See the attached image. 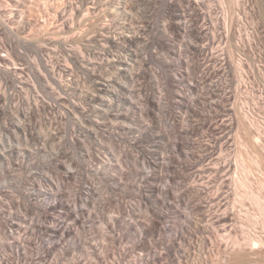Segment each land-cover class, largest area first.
I'll return each mask as SVG.
<instances>
[{
    "label": "bare ground",
    "instance_id": "obj_1",
    "mask_svg": "<svg viewBox=\"0 0 264 264\" xmlns=\"http://www.w3.org/2000/svg\"><path fill=\"white\" fill-rule=\"evenodd\" d=\"M14 1L16 5L19 6V0ZM53 1L55 7L60 9L56 19L59 20V24L62 21L61 25L59 26L61 33L65 32L66 34V32H68V34H73L76 32V35L73 34L76 37L72 40L74 44L70 48H68L69 46L67 48L66 46L64 47L63 44L62 47L65 48L64 50L62 49L63 52L61 51L63 54L58 52V49L53 50L52 48L45 46V44L42 46L44 47L42 48L43 50H40V56L38 57L39 60H37L36 63H34L35 61H31L33 64V66L31 65L32 67L27 64L30 62H26V56H24L22 52L16 50L18 53V59H15V61L12 56L13 54L6 55L7 51L3 53V48L0 49V77L2 78L0 81L3 82V84H0V115L2 113H6V111H11L9 113H15L18 118V122L16 121V123L13 125L15 131L20 132V134L26 138L34 139V128L31 125V122L37 113H39L40 107L42 106L43 108H49L52 110H55L56 107H59L60 109L55 112L56 115H53L50 121V129L53 131V135L57 136L62 132V128L60 127V124L62 123L61 121H63L65 118H68L69 121H71L73 128L71 129L72 132L69 136V144H71V147L76 152L77 156L79 153L81 154L82 164L79 163L80 160L78 161L77 159H72V165L70 164V168H67L68 165L66 166L63 160V158H65V151L61 152L58 150V155L56 154V159H54L56 167H58L57 169L60 168V170L64 171L62 173V180L64 181L63 183L73 182L75 184V188L73 189L72 193L69 194L68 192H65L63 183L60 182V184H55L53 181L47 179V181H49L51 184L49 188L45 187L43 184H37L34 191L24 193V199H28L31 203V206H25L27 208L24 209L27 212H24V215H16L12 212L14 210H7L6 212L3 210L1 211L0 209V211L3 212L2 217L3 214L6 213V215L11 218L9 219L10 225L8 224L9 227L7 226L8 231L6 232L1 229L2 233H4V237L6 234V237L8 238H5L6 241L3 240L6 242L5 244H3V242L1 243L5 246V249L8 250L7 252L10 254L0 256V264H61L59 261L64 260L68 255H72L75 259L76 252L81 249L84 250V248V251L89 253V257H92H90L92 261L93 259H96L99 262H104L106 257H109L106 243H95L94 241L92 242L90 240L83 241V239L85 240L83 235L86 234L89 229L94 230L98 223H102L106 226V233L104 236L114 240L113 242H119L121 239V233H124V231H135V233L138 234V242L136 246H140L146 253L141 254L140 252L138 256L136 255L134 261L131 262L133 264H162L165 261V256H168L166 258L170 259L172 264H188V257L186 258V255H182L183 253L186 254V250L184 249L185 245L183 248V242L188 239L186 233L191 229H195L194 231L196 234L202 232L203 235H205L204 241H202L204 245H206V243L211 240L212 237L216 239V242L220 245L219 247L223 249L224 254L226 255L225 256L222 254L225 257L219 260L221 261L220 264H244L248 261L247 258H249L251 253L255 252L256 249H258V251L260 249L263 250L264 239L262 237H257L256 235L251 234V232H244L243 229V241L240 240L238 236L233 235L235 232L237 233V225L241 220L240 215H243V213H245L243 215L245 217H242V221L244 220L247 221V223L249 222V224L253 223L256 225L260 223L263 225L264 229V180L256 179L255 181L254 179V181H252L250 177L254 170L253 166L247 164L240 156L239 157L241 161H238L237 159L235 160V158L232 156V152H230V145L233 143H231L232 133L236 128V122L239 123L238 126L243 129H252V125L246 118V114H235L237 121L233 117V109L231 108L232 96L230 95L231 91H229V79L232 71L237 72V79L240 84L242 83L243 85L245 83V81H243L244 70L241 60L239 59V63H237L233 56H231L233 55L232 52H234V50H240L239 48L243 44L241 39V36L243 35L242 32H244L246 28L243 21L244 19L241 17H238L239 19L237 21V27L234 25L235 22H233V20L236 18V12L240 10L239 8L241 3L239 1L241 0H228L229 2L227 3H229L232 12H227V10L223 7L221 11H218L221 8L220 5L225 4L224 0H196L198 2L195 3L193 2L195 0L165 1L164 5H166V9L169 11L168 14L171 15H168V17L170 16L169 18H171V20L168 22V24H164L165 26H168L166 28L164 27V32L161 28V32H156L155 27L153 28V26H151L152 24H150L153 22L152 20L145 21V19L152 17L151 13L147 14L149 16L143 15L145 17V19H143L144 21L139 19L140 22H146V24L140 23L142 24L140 26L136 24L137 22L139 23L136 18L138 15V13L136 15L137 8H140L141 5L139 4L140 6L138 5L139 7H137L135 0ZM150 1L151 0H146L145 2H147L148 5H152L154 0L152 1V4H149ZM59 2L61 3L57 4ZM145 2L142 3L141 0L140 3L144 4ZM156 4L158 6V3ZM151 7L153 8V5ZM201 7H204L205 10H208L207 12L203 9V11L207 12V17L209 16L208 18H210L213 22L211 23L213 25H211V29L207 28L206 26L203 28L198 24V21H200L201 18H204L205 15L204 12H201ZM141 9L143 10V7H141ZM144 9L147 10L148 7L147 9ZM149 9L148 11H150ZM244 10L245 8L243 11ZM144 13L146 14V11ZM215 13L217 16L214 17ZM139 15H141V12ZM230 15H233L235 18ZM238 15L240 16V14ZM205 19L206 17L203 21H205ZM3 22L4 21L0 23V35L2 32L4 33V31L7 30ZM28 29V25L25 24L20 30L23 33H26ZM156 29H158L157 26ZM168 30H171V33L176 32L180 36L181 34H184L185 37L188 35L194 38L192 39L193 42L190 41L191 37L190 39L189 37L185 38L191 42L190 43L188 41L189 44L188 46H185V49H189V52L193 51L194 53H198V55L199 53H202V56H206V62L204 63H207L208 65L206 66L207 68L205 67V69H203L208 71L202 72L203 74L200 76L201 78H199V81H197L198 79L196 80L191 78L192 75L193 77L197 78L195 74L198 73L197 69L200 67H198L199 64L192 63L195 60H188L191 58L186 57L187 53H185L186 56L182 57V55H184V49L182 51L178 50L177 48L175 49V46L172 44L173 41L171 44L174 46V49H169L171 47L170 41L175 38L172 39L173 36H169L170 33L168 35ZM207 30H209V32H206ZM234 33H236V35L237 33L242 35L237 42L234 41L236 44L232 43L235 45H232V48L236 47V49L232 51L230 47L231 45H228L233 41L232 39L234 38ZM209 35H211V38H214L213 42L211 43L212 45H214V40L215 44L217 41H220L219 43L222 45L225 40L228 39V45H226L227 47L225 51L229 47L230 49L228 51H232L228 52L230 57L225 56L226 54L223 52L222 55L224 56L222 59H220L222 55L215 58L212 51V56L217 60H221H219L221 66L219 67L220 64H217V66L214 68V71L212 70L213 73L210 72V69H212V64H210V62L213 61L209 59L211 52L209 54H205L207 53V49L204 48L205 45L201 46L198 43L199 41L204 42L203 40ZM236 37L237 36L234 38L235 40H237ZM81 40H84V43L82 42L83 46L80 45ZM209 41L208 43H210ZM154 45L161 48V50L159 49L160 51H162V49L168 48L170 50L169 54L173 56V59H171L172 62L171 60H167L169 59V56L168 58L164 57L165 59L163 61V57L160 56L159 53L157 55V50L155 51V49H153ZM1 46L2 45H0V48ZM210 47L212 46L210 45ZM180 48L182 49V47ZM221 49L224 51L223 48ZM115 50L119 53L117 52L118 54H115ZM53 53L54 55L56 54V56H53ZM169 54L167 53V55ZM154 57L159 58V60L162 57V67H174L175 69V66H178V71H176L177 75L173 77L169 76L168 81L170 80L171 85L174 86V88H177V85L179 87V85L184 84L186 88H189L191 95L192 93L197 94L198 92L200 94L201 90H203L201 89V85L206 83L208 84V82L212 80L211 78L213 77V84L211 81L209 84H212L213 87L211 86L210 88H214V90L212 93L209 91L211 97H205V99H209L205 100L201 94L193 97L194 95L191 96L188 94H182V91H180L181 94L179 92L177 93L176 90V93L174 90H172L173 93L170 92L172 93L170 96L171 98L169 97L170 102L173 105L177 104V106L181 109H184L186 113L189 111L193 112L194 114L191 113V115H194L195 118H193L194 120L189 117L183 118L178 114L172 116L174 120L173 124H175L176 130L179 134V140L173 141L175 143L171 147V156L168 158L160 156L157 151H151L150 149L148 150L141 146L143 139L146 138L148 142L152 143L156 147L161 148L163 146L162 144L167 142V136L161 131H154V125L152 126L148 123H145L146 121H143L144 124L139 125L140 127L138 128L137 122L140 123L141 121H139L140 118L137 119L138 116L136 118L134 114L139 111L140 113L142 112L141 115L144 114L153 116V118L159 121L160 115L163 113V111H165L163 104L155 99L157 98L155 97L157 94H155L156 91H154V88L152 89L150 85L149 87L152 90H149L150 88H148L146 84L147 81H141L142 79L144 80L148 78V74L150 72L155 75L153 73L154 71L152 72L151 67H148L150 60L155 59ZM193 58L195 59V57ZM17 61H25V64L31 67V76H28L26 73V70L29 67L27 66L28 68H26L22 65V63L20 64ZM203 65H201V67ZM113 69L116 70V75H107ZM147 69L151 70L148 74L146 71ZM170 71L172 70L170 69ZM195 71L197 73H195ZM82 72L84 73L81 75L84 76V82L80 79L82 77H79L78 75L79 73L82 74ZM169 74L171 75V73ZM213 74L217 78V81H214L215 79ZM245 74L246 73H244V75ZM123 79L125 80L123 81ZM138 80L141 82L140 85L138 84ZM128 82L129 84L131 82H133L131 84L136 82V86H140V89H137L139 90L140 95L143 96V99L140 98L139 101L137 100L134 102V100H136L134 96L138 94L136 92L134 96L131 95V97L129 96L130 98L128 96L126 97V95L133 93V91L129 89L131 87L127 88L126 86V84L128 85ZM151 83L152 82H150V84ZM3 88L6 90L4 91ZM38 88H40V91ZM203 88L205 90L206 85ZM7 90L10 92L8 93ZM44 95L45 99H48L47 101L42 98ZM16 100H18V103H21V105H16ZM14 101H16V104L14 103L16 106L13 105ZM41 103L43 104L41 105ZM199 105L204 106L203 109H210V111L213 112V114L215 113V115L212 116L213 114H210L208 118H202V113L200 114V112L197 110ZM13 113L11 115H13ZM125 132H128L131 135L134 134L130 141L127 139L124 141L123 136H121ZM20 134H18V136ZM143 134L145 136H143ZM196 136H201L207 140V142L202 145L207 154L197 156V152L192 151L194 148L198 150L194 142H191L192 137L195 138ZM104 139H108L110 142H112L111 145L113 146V150L115 148L114 146L118 148L119 151L116 150L118 151L117 154H119L117 155V158L116 154L114 155V153H104V149L111 148L110 145V147H104ZM19 141L17 143H19ZM27 145L29 146V144ZM59 149L61 150V148ZM109 149L107 152L110 151ZM135 150H137L136 152H138V154L136 153L137 155H135L136 157L134 158V153L132 156L131 152H135ZM14 153L16 152L13 151V149L7 151V154L10 155H13ZM4 156L5 155H2L1 152L0 158H3ZM74 157L76 158V156ZM124 157H133L134 159L132 158L131 161L130 158L128 161V159L126 160ZM133 163L137 165L141 164L142 169L137 171L136 168V172L135 165ZM172 163L173 165H176L173 166ZM205 163H208L207 166L204 165L201 167V169L198 168V174L200 175V180L198 182L200 183L201 181V183L199 185H193L195 186L193 187L195 194L192 195L188 190H181L182 188H180L181 191L178 190L180 191L178 194L175 193L177 192V188L175 186L180 184L177 181H180L182 173L180 172L181 170L179 168L182 167V165L196 167ZM254 165L258 167L260 164L259 162L255 161ZM133 168L136 172L134 180L135 182L132 185H127V183L125 184L123 180L126 176H128L129 173H131L129 174L131 176L134 175L133 171H130ZM234 170L238 171L239 174ZM233 171L239 175L237 177L234 176L236 179L230 177L232 174L229 176V174ZM222 172H225V176L227 174L229 178L224 177L225 179L221 180L219 183V180L216 178L218 177L217 175L221 174ZM205 174H208V176H204ZM92 175L102 177L103 181L106 183V186L109 188H107L108 192L109 190L112 191L123 188L125 189V192L129 193V195L139 198L141 200V204L146 205L145 207L150 209V212L145 211L146 213H149L148 216L145 218L143 216V220L137 219V216H135L136 214L134 213L136 211H133L136 209H132L130 205H125V207L121 206L120 201H118L119 199H116L115 201L112 197H108V195L107 197H104L105 194L100 192L101 190H99V186L97 188L93 184L94 182L92 183L89 180L91 178L90 176ZM57 179L59 180V178ZM165 180L168 182H166L165 187H162L161 183H163ZM129 188H132L131 191ZM212 188H217V190H214L216 192L210 194ZM224 189L228 190H225L224 192ZM117 194H119V192ZM99 200L101 202H99ZM246 200L251 201L249 202L251 206L253 204L257 206V211L260 213L261 217L253 218L250 210L247 211V208L246 210L244 209L246 206ZM34 201L35 203H33ZM98 202L99 205H104V203L105 205L116 203L119 206L120 204L122 210H120V212L114 216H107L109 213H106L107 215H105V213L99 211L100 209L98 211L95 210L94 212L93 209L96 205L98 206ZM239 205L241 209L238 210L237 208H239ZM33 207L38 210L37 213L39 212V217L37 216V219H34V217L30 218L27 214L30 213L29 210H31ZM2 208L8 209L9 207L2 206ZM184 208L187 209L188 212L184 211ZM198 208H207L206 212L200 215V219H196L193 216V213ZM6 215H4V217H6ZM169 219H172L174 222L169 224ZM6 220L4 219L5 222H7ZM0 226H4V224L2 225L1 223ZM4 227L7 229L6 226ZM223 231L224 234H221ZM168 232H171V234L173 233L174 235L173 237L171 236V239L169 238V241L167 240L168 242H163L164 239L162 235ZM190 235L194 236L193 234ZM149 237H151L153 240H158L154 245H164L165 253L164 251H159L157 247L152 244L153 241L152 243L150 240V242L147 241V238ZM226 240L229 242H225ZM3 245L0 246L4 247ZM59 248L62 250V252L58 256V260L54 261L52 256L56 249L58 250ZM34 249L38 250L36 251L37 253H35ZM126 250H122L121 257H119L118 260H116L117 258L115 257V262L117 264L124 259L123 257H126ZM90 258H88V260H90ZM76 259L73 261V264H82L81 260L78 258ZM11 261L15 263H11ZM88 262L90 264L91 260ZM88 262H86V264H88Z\"/></svg>",
    "mask_w": 264,
    "mask_h": 264
},
{
    "label": "rangeland",
    "instance_id": "obj_2",
    "mask_svg": "<svg viewBox=\"0 0 264 264\" xmlns=\"http://www.w3.org/2000/svg\"><path fill=\"white\" fill-rule=\"evenodd\" d=\"M139 1L141 2V0H135V3H136V6L137 7H139L141 5L140 8H137V12H136V15L138 13V15H137L136 18L139 21V23L138 22L136 23L137 25L140 26L142 24H146V22L145 23L144 22H140L139 19H141V21H142L143 19H145V17L143 15H147L148 13H151L152 15L151 14L150 15L152 17L151 18L149 17V19L148 18L145 19V21L146 20H152L153 22H151V21H148V22H151L150 24H152L151 26H153V28L155 27L156 32H159V31L161 32V29L163 31L164 27L165 28L168 27V26H165V25L168 24V22L171 20V18H169L171 15L168 14L169 11H168V9H166L167 7L164 4H165V1L168 2L170 0H160V1H155L154 0L155 3H154L153 0H151L149 4H152V1H153V4H152L153 5V8L151 7L152 5H148L147 2H145L146 0H142V3L145 2L144 4H147V5L141 4ZM161 1H163L164 3L161 2ZM224 1H225L224 3L226 5L225 4L220 5L221 8L218 11H221L222 10V7H223V8H225L227 10V12H229V11L232 12L231 11V8L229 6V3H227L229 1L228 0H224ZM19 2H20L18 4L19 6H17L14 0H0V21H1L0 23H2V21H4L3 24L5 25V27L7 29L6 31H4V33L3 32L1 33L2 36L0 35L1 36L0 37V45H2L0 49H2V48L4 49V50L2 49L3 53H5L7 51L6 52V55L7 54L12 55L13 54L12 55L13 56V59L14 60L15 59L17 60L18 59V57H17L18 56L17 55L18 54L17 51L22 52V54L24 56H26L25 57L26 58L25 60H27L26 62H30V63H27V64H29V66H31V65L33 66V64L31 63V61L32 62L35 61L34 63H36V61L39 60L38 57L40 56V52H41L40 50H43L42 48H44V47H42V46H44L45 44H46L45 46H48L49 48H52L53 50H57L58 49L57 51L60 52L61 54H63L62 52L65 49V48L62 47L63 44H64V47L66 46V48L68 46H69L68 48H70L74 44V42L72 40H73V38H76L73 35V34L76 35V32L73 33V34H71V33L68 34V32H66V34H65V32L64 33H61V31H60L59 26L61 25V22L62 21L59 24V20L56 19V16H58V14L60 12V9H58V8L55 7V5L53 3L54 2L53 0H19ZM193 2L195 3V2H198V1L195 0ZM239 2L241 3L240 4V8H239L240 10H238L239 12L238 11L236 12V14H235V17L236 18L233 15H230V16H233L235 18L233 20V22H235L234 25L236 27L238 25V22H237L238 19H239L238 17H241V18L244 19L243 21H244L245 26H246V28H245L246 31L244 30V32H242L243 35L242 34H238V33L236 35V33H234L233 36H234V38H235V36H237L236 37L237 40H235L233 38L232 39L233 41L231 43H229V45L227 43V41H228L227 38H226L227 40H225V42L222 45H221V43H219L220 41L219 42L217 41L216 44H215V40H214V43H213L214 45H212L211 43L213 42V39L214 38L213 37L211 38V35H209L206 39H204L203 40L204 42H202V41L200 42L199 41L198 43L201 46L205 45L204 48L207 49V51H206L207 53H205V54H209L211 52L210 53L211 56H210L209 59L210 60H213V61L215 60L214 62L213 61L210 62V64H212V67H211L212 69H210V72L213 73L214 68L217 66V64L218 65L220 64L219 60L222 59V57L224 56V55H222V53L224 52V54H226L225 56L230 57V55H229L228 52H230L231 50L230 51H228V50L230 49V47H231L232 51L234 49H236V47H233L232 48V45L236 44V42L240 39V36L242 35L241 36V39L243 41V44H242V46H240V48H239L240 50L236 49V50H234V52L231 51L232 54H233L231 56H233L234 60L237 61V63H239V59L241 60L242 65H243V70H244L243 71V81H245V83L243 85H242V83L240 84L238 82V79H237L238 78L237 77L238 76L237 75V72L232 71V74H231L232 77L230 76V79H229V85H230L229 86V91H231L230 95L232 96V103H231L232 106H231V108L233 109V115H234L233 117L237 121L236 115H239L241 113L246 114V118L248 119L249 123H251L252 129H250V130L249 129H243L240 126H238L239 123L236 122V128H235V130L232 133L231 143L232 142L233 143L232 144L230 143L231 144L230 145V152H232V156L235 158V160L237 159L238 161L239 160L241 161V159H240V157H241V158H243L245 160V162L247 164H250V165L253 166L254 170H253V173H252V175H251L250 178H251L252 181H254V179L256 181V179L257 180H264V0H241ZM60 3L61 2H59L57 4H60ZM156 3H158V6H157ZM143 5L146 6V7H144ZM141 7H143V10L141 9ZM147 7H148V9L151 7L149 9L151 12L148 11ZM144 8H146L147 10H145ZM201 8H202L201 12H204L205 13L204 18L206 17L207 20L205 19V21H203L204 18H201V20L198 21V24H199V26H202L203 28H205V26H206L207 28H210L211 29V27L213 26L211 23H213V22L211 21L210 18H208L209 16L207 17V15H206V13L208 12V10L207 9L205 10L204 7H201ZM244 8H245V10L243 11ZM203 9L205 11H207V12L203 11ZM144 10L146 11V14L144 13L145 12ZM140 12H141V15H139ZM238 14H240V16ZM168 15H170V16L168 17ZM147 16H149V15H147ZM215 16H217L216 13L214 14V17ZM1 17H2V19H1ZM140 23H142V24H140ZM25 24L28 25L29 29H28V31L26 33H23L20 29ZM200 24H202V25H200ZM156 26H157L158 29H160V28L161 29L160 30L156 29ZM208 26H210V27H208ZM236 27H235V29H236ZM170 31L171 30H168V32H167L168 35L170 33L169 36H173L172 39L175 38V39H173V40L170 41V44L173 41L172 44L175 46V49L177 48L178 50H181V51L184 49V51H183V54L184 55H182V57H184V56L187 55L186 56L187 58H191V59H188V60H191V61L195 60L196 62L194 61L192 63L199 64L198 67L199 66L201 67V65L205 64L204 63V62H206V60H205L206 59V56L205 55L202 56V53H199V55H198V53H194L193 51H190L189 52V49H185V46L186 45L188 46V44H189L190 41L193 42L192 39H194V38H192L191 36H188L187 35L186 37H189V39L191 37V40L189 41L188 39H185L186 37H185L184 34H181V36H180L178 33L173 32V31H172L173 33H171ZM206 32H209V30H207ZM17 33H19V34H17ZM175 33H176V35L174 36ZM62 34L63 35L65 34V35L63 36ZM33 39H35V40H33ZM170 39H171V37H170ZM184 39H185V42H184ZM186 40H187V43H186ZM205 41L207 42V44H206ZM208 41L210 43H208ZM234 41H236V42L234 43ZM82 42L84 43V40L83 41L82 40L80 41V43H81L80 45L81 46H83L82 45L83 44ZM176 43H177V45H176ZM232 43H234V44H232ZM172 44H171V47L172 48L170 47L169 49H174V46ZM178 44H179V46H178ZM210 45L212 47H210ZM226 45H228V46L231 45V46L229 48H227V50L225 51V49L227 47ZM245 46H246V48H245ZM21 47H23V48H21ZM155 47L156 46L154 45V48L153 49H155V51L156 50L157 51H160L161 50V48L156 47L157 48L156 49ZM180 47H182V49ZM18 48L21 49V50H19ZM186 48H188V47H186ZM221 48H223L224 51ZM167 49H162V51H160V52H157L156 51V54L157 55L159 53V55L163 57V61L165 59L164 57H167L168 58V56H169V59H167V60L173 59V56L171 54H169L170 53L169 52L170 50L169 49L167 50ZM8 50H9V52H8ZM185 50L186 51L188 50V51L186 52ZM11 51H12V53H11ZM212 51H213L214 54L212 53ZM114 52H115V54H118L119 53L116 50ZM191 52H192V55H191ZM225 52H227V53H225ZM167 53L169 55H167ZM185 53H187V54L185 55ZM215 53H216V55H215ZM212 54H213V56H215V58L220 57L221 55L222 56H221L220 59L217 60V59H215L212 56ZM3 55H5V54H3ZM194 55H196V56L198 55V56L196 57ZM53 56H56V54L54 55V53H53ZM162 57L160 58V60H159V58H155L154 57L155 59H151L150 62H149V66L148 67H151L152 72L154 71L153 73L155 75H153L150 72L151 71L150 69H147L146 70L147 71V74L150 72L149 73L150 75L148 74L149 77L147 76L148 78H146L144 80L143 79L142 80L139 79V80H141L142 82L145 81V80L147 82L149 81L148 83L145 81L146 84H147V86H148V88H150L149 87L150 85H151V88L152 89L154 88V91H156L155 94H157V95H155V97H157L155 99H157V101H159V102H161V104H163V108H164L165 111H163V113L161 114L162 116L160 115L161 118L159 117V121L157 119L153 118V116H148V115H144V114H142L143 115L142 116L141 115L142 112L140 113L139 111H137V113H134V112L133 113L135 114V117L136 118L138 116L137 119L140 118L139 121H141L140 122L141 124L139 122H137L138 128L140 127L139 125H143L144 122L146 121L145 123H148V124H150L152 126L153 125L154 126H157L158 125L159 127L158 126L157 127H154L153 126V128H154L153 130L154 131H157V132H160L161 131V132L165 133L166 136H167L166 137V139H167L166 141L167 142L166 143L164 142L165 146H164V144H162L164 147L162 145H160V146H162L161 148L156 147L152 143L148 142V140H146V138L143 139V143H142L141 146L144 147L145 149H148V150L150 149L151 151L152 150L157 151V153H159L160 156L168 158L169 156H171V152H172V148L171 147L175 143L173 141H178L179 140L178 139L179 138V134H178V132L176 130L175 124H173L174 123V120H173L172 116L178 114V115L182 116L183 118L189 117L192 120H194L193 118H195V116L194 115L193 116L191 115V113L194 114L193 112H190L189 111V112L186 113V111L184 109L179 108L177 106V104L173 105L170 102V98H171L170 96L173 93L172 90H174V92L176 90L177 93L178 92L180 93V91H182L181 92L182 94H188V95H191L190 94L191 92H190L189 88L188 87L186 88V86L184 84L179 85V87L177 85V88H174V86L171 85L170 80L168 81L169 76H172L173 77V76H176L177 75V72L176 71H178L177 70V67L178 66H175L176 67L175 68L176 70L174 69V67H171V68H166L165 66L162 67V65H163ZM193 57H195V59ZM28 60H30V61H28ZM17 62H19L20 64L22 63V65L24 67H26V68L29 67L27 64H25L26 63L25 61H22V62L21 61H17ZM171 62H172V60H171ZM150 65H152V66H150ZM207 65L208 64L206 63L201 68L199 67L197 69L198 70V73L196 72L197 70L195 71V73H197V74H195L197 78L193 77L192 74H191L192 75L191 78L192 79H196V80L198 79L197 81H199L200 80L199 78H201L200 76H202V74H203L202 72L203 71H208V70H204ZM220 66H221V64L219 65V67ZM31 67H29L26 70V73L28 74V76L29 75L31 76V74H30V68ZM170 69L172 71H170ZM182 70H183V68H182ZM155 71H156V73H155ZM167 71H168V74L171 73V75L170 74L168 75L167 74ZM110 72H111V74H110ZM110 72H109V74H107V73L106 74L107 75H114V74L116 75V70L115 69L111 70ZM244 73H246V74L244 75ZM83 74L84 73L82 72V74L79 73L78 75H79V77H82L80 79L84 82L85 81V79L83 80L84 76H81ZM213 76H214V79H215L214 81H217V78L215 77L214 74H213ZM154 77L157 78V79H155ZM211 79L212 80H210V81L213 84V77ZM0 80H2L1 77H0ZM124 80L125 79H123V81ZM139 80H138V84L140 85L141 82ZM210 81L208 82V84L206 83V84H202L201 85L202 86L201 89H203V90H201V93L200 94H201V96H203L204 99H205V97H208V96L211 97L210 96L211 95L210 92L212 93L213 90H214V88L213 89L210 88L212 86V84L211 85L209 84ZM136 82H134V84H131L133 82H131L130 84L128 82V85L129 86L126 84L127 88L131 87L129 89L133 91L132 94H128V95H126V97L127 96L128 97L129 96L131 97V95L134 96V94L138 93V94H136V96H134L136 98V100H134V102L137 101V100L139 101L140 98L143 99L142 98L143 96L140 95V92L138 90V89H140L139 88L140 86L138 85V87H137L136 86L137 85ZM150 82H152V83L150 84ZM1 83L3 84V82L0 81V84ZM169 83H170V85H169ZM158 85H161V86H158ZM205 85H206V88L204 90L203 87ZM132 86H134V87H132ZM207 86H208V89H210V90L207 89ZM4 88H3V90L5 91L6 89H4ZM134 88H135V91H134ZM151 88L149 90H152ZM178 89H179V91H178ZM38 90L40 91V88H38ZM7 92L9 93L10 91L7 90ZM170 92H172V93H170ZM207 92H208V94H207ZM40 94H42V93H40ZM198 94H199V92L197 94L196 93H192L191 96L194 95L193 97H196V96H198ZM202 94H204V95H202ZM42 98L45 99V95ZM206 99H209V98H206ZM45 100L47 101L48 99H45ZM16 101L13 102V105L14 106H16L18 104L21 105V103H18L19 102L18 100H16ZM48 102H50V101H48ZM164 103H165V106H164ZM42 104L43 103H41V105ZM199 106H198L197 110H198V112H200V114L202 113L201 114L202 115V118H204V119L205 118H208V116H210V114H213V112H211L210 109H208V108L203 109L204 106H202V105L200 107ZM59 109H60L59 107H56L55 110H52V109H49V108H43L42 106L40 107V110H39V113L40 114L37 113V115L34 117L35 119L33 118L32 122H31V125L33 126V128L35 130V131L33 130V132L35 134L34 139L33 138L32 139L26 138L25 136H23L22 134H20V132H18V131L16 132L15 131L13 125L16 123V121L18 122V120H17L18 118H17V115H15V113L12 112L13 115H11L12 113H9L11 111H8V112L6 111V113H2L4 115H2V114L0 115V128H1L0 129V150H1L0 153L2 152V155H5L3 158L2 157L0 158V203H1L0 204V207L1 208L0 209H1V211L3 210V211H6L7 212V210L8 211L9 210L10 211L11 210H14L12 212L14 214H16V215H18V214L24 215V212L25 213L27 212L24 209V208H27L25 206H27V205L31 206L30 201L28 199H24V197H23L24 196V193L34 191V189H36V185L37 184H43L45 187L49 188V186H51V184L49 183V181H47V179L50 180V181H53L55 184H60V182L61 183L64 182L62 180V173L64 171L63 170H60V168L57 169L58 167H56V163H55V160H54V159H56V156L58 155V150L61 151V152L62 151H65V153L64 152L63 153L65 154V158L66 159L63 158V160H64L65 165L66 166L68 165L67 168H70L69 165L73 162L74 159H77L78 161L80 160L79 163L82 164L81 154L79 153V155L77 156L76 152L71 147V144H69L70 143V137L69 136H70V134L72 132L71 129L73 128V126L71 125L72 124L71 121H69L68 118H65L63 121H61L62 123L60 124V127L62 128L61 129L62 132H61V134H59L60 137H59V135L54 136L53 135V131L50 129V121H51L53 115H56L55 112H57ZM214 115H215V113L212 116H214ZM198 118H196V119H198ZM199 119H201V118H199ZM216 120H218V119H216ZM7 125H8V127H7ZM62 125H63V127H62ZM13 130H14V132H13ZM235 131H236V133H235ZM18 134H20L19 135L20 137L18 136ZM61 135H62V137H61ZM65 135H67V136H65ZM133 135L134 134L131 135L130 133H128V132L126 133L125 132L121 136H123L124 141L126 139L130 141V139L133 137ZM143 136H145V135L143 134ZM17 137H19V138H17ZM58 137H59V139H58ZM198 137L197 136L195 138L192 137V139L193 138L194 139L193 140L191 139V142H194L195 146L198 148V150H196V148H194V150L192 149V151L197 152V154H196L197 156L205 155V154H207V152L205 151V149H203L204 147L202 145L204 143H206L207 140L205 138L201 137V136H198ZM200 137H201V139H200ZM19 140H21L22 142L19 141ZM18 141H19V143L21 142L20 143L21 145L19 143H17ZM108 141H109L108 139H104V142H105L104 143L105 144L104 147L106 148V146L107 147H110L111 146V148H112L113 147L111 145L112 142H110V141L108 142ZM27 144H29V146ZM199 144H200V146H199ZM114 147H115L114 150H113V148L112 149L111 148L110 149L109 148L104 149L106 151V152L104 151V153L105 154L106 153H109V152H111L112 154L114 153V155L116 154V158H117V155H119V154H117L119 150H118V148H116V146H114ZM59 148H61V150ZM10 149H13V151H15L16 153H14L13 155L7 154V151L10 150ZM108 149L110 151L107 152ZM116 150H118V151H116ZM136 151L137 150H135V152H133V151L131 152V155L132 156H133V153H134V156H133L134 158L136 157L135 155L138 154V152H136ZM4 153H6V154H4ZM67 155H68V157H67ZM72 155L76 156V158L74 156H72ZM130 158H125L124 157V159H126V160L128 159V161H129ZM132 158L130 159L131 161H132ZM168 161H169V159H168ZM255 161L259 162L260 165L258 167L256 165H254V162ZM207 164L208 163H205V164H203L201 166L198 165L199 167L198 166L191 167L190 165L189 166H187V165L183 166L182 165V167L179 168L181 170L180 172H182L181 173V179H180V181H177L180 184L179 185L177 184L175 186L177 188V192H175V193L178 194L181 190H188V191H190L189 193H191L192 195H194L195 194V190H193V187H195V186H193V185H199L201 183V181H200V183L198 182L200 180V175L198 174L199 173L198 168L201 169L202 166H204V165L207 166ZM134 165H135V171H136V168H137V171H140L142 169L141 164H139V165L134 164ZM172 165H173V163H172ZM174 165H176V164H174ZM125 169H127V168H125ZM127 170H129V169H127ZM18 171H20V172H18ZM130 171L131 172L133 171V174L134 175L131 176V175H129L131 173H129L128 176H126L125 179L123 180L125 182V184L127 183V185L128 184H131L132 185L135 182L134 180H135V175H136V172L137 171L135 172L134 171V168L132 170H130ZM196 171H198V172H196ZM234 171L229 174V176L232 174L230 177H232L233 179L235 177L239 176L238 175L239 174L238 171H235L238 174L235 173ZM224 173L222 172L221 174L217 175L218 177L216 179L219 180V183L221 182V180H224L226 177L229 178V176L227 174L225 176ZM212 175H213V173H212ZM221 175H222V177H221ZM204 176H208V174H205ZM90 177H88V178H90L89 180L92 183L94 182L93 184L97 188L99 186V190H101L100 192H102V193L105 194V195L103 194L104 197H107V195H108V197L109 196L112 197L115 201H116V199L117 200L119 199L118 201H120L121 206L125 207V205L126 206L127 205H130L132 209L133 208L136 209V210H133V211H136L134 213L136 214L135 216H137L136 217L137 219H142L143 220V216H144V218L146 216H148L149 213H146V212H150V209L149 208L147 209V207H145L146 205L141 204V200L139 198H136V197H133L132 195H129V193L125 192V189H123V188L116 189L117 191L116 190H112V191L109 190V192H110L109 193L107 191L109 188L106 186V183H105V181H103L102 177L95 176V175L94 176L92 175ZM39 178H40V180H39ZM43 178H44V180H43ZM57 178H59V180ZM38 181H40V182H38ZM166 182H168V181L165 180L163 183H161L162 187H165ZM63 184H64L65 192H68L69 194L72 193L73 189L75 188L74 187L75 184L73 182L72 183L71 182H68V183L66 182V183H63ZM180 188H182V189L180 190ZM131 189L129 188L130 191H131ZM178 190H180V191H178ZM212 190H211L212 192L210 191V194H213L214 192H216L214 190H217V188H212ZM225 190L226 189H224V192H225ZM107 192H108V194H107ZM118 192H119V194H117ZM138 199H139V201H138ZM99 202H101V201L99 200ZM99 202H98V206L100 208L97 205L95 206L94 209L91 208V209L94 210V212H95V210L98 211L100 209L99 211H102L103 213H105V215H107L109 213V215H107V216H112V215L114 216V215H117L120 212V210H122L120 204H119V206L116 203L106 204V205L104 203V205L103 204H100L99 205ZM245 202H246V206H245L244 209L246 210V208H247L248 209L247 211L250 210V213H251V215H252L253 218L254 217L255 218L261 217L260 213L257 211V206H255V204H253L251 206V204L249 203L251 201L246 200ZM33 203H35V201ZM32 205H34V204H32ZM101 205H103V206H101ZM2 206L3 207H7L8 206L9 208L8 209L7 208H4V209H6V210H4L2 208ZM140 207H141V209H140ZM238 207H239V208H237L238 210L241 209L240 205ZM145 208H146V210H145ZM198 209H201V210H198ZM198 209H197L198 211L196 210L193 213V216L196 219H200V215L203 214L204 212H206V210H207V208H204V209L203 208H198ZM183 210L186 211V212H188V210L185 209V208ZM1 211H0V225L2 223V225L4 224V226H6V228H7L8 224L10 225V220L9 219H11V218H9V216L6 215V213H4L3 214V217H2V213L3 212H1ZM29 211H30V213H27L29 215V217L30 218H33L34 217V219L35 218L37 219V216L39 215V212L37 213L38 210L35 207H33ZM110 211L111 212L114 211V212L111 213ZM145 214H147V215H145ZM244 214L245 213H243V215ZM4 215H6V217H4ZM243 215L242 214L240 215L241 216V220L238 222L239 224L237 225V227H238L237 228L238 229L237 230V233L235 232L233 235L234 236H238V238L243 241V238H244V233H242V229H243L244 232H251V234L256 235L257 237H262L264 239V229H263V225H261L260 223L258 225L253 224V223L249 224V222L247 223V221H244V220L242 221V217H245ZM3 218L5 220L7 219L6 221L8 223L5 222ZM169 220H170L169 224H171L172 222H174V221H172V219H169ZM3 222H5V223H3ZM4 226H0V243L3 242V244L6 243L4 241H6L5 238H7L6 237L7 235L5 234V237H4V233H2V230L6 231V232L8 231V228L5 229ZM96 226L97 227L94 230L93 229H89V231H87V233L83 235L84 237L82 236L83 238H85V240L83 238L82 239H83V241L90 240L92 242L94 241L95 243H106V245H107L106 246L107 247V253H108L109 257L107 256L104 262L103 261H100L99 262L96 259H93V261H94L93 262L92 259H91L92 257L91 256H90L91 258L89 257V255H88L89 253H86V251H84L85 250V248H84V250L81 249L84 252L81 251V250H79L75 254V259L78 258L79 260H81L82 264H86V262H88L90 260H91L90 264H102V263H104V264H117L115 262V259L117 258L116 260H118L119 257H121V253H122V250L123 249L124 250L127 249L126 250L127 251L126 252L127 255H126V257H123L124 259L121 262H119V263L120 264H123V263L124 264H133L131 262L134 261L136 255L138 256L140 254V252H141V254H143V253L145 254L146 253L145 251L142 250V248L140 246H138V247L136 246V244L138 242V239H137L138 238L137 237L138 234H136L135 231H132V232L131 231H127V232L124 231V233L123 232L121 233V239H120V241L119 242H117V241L116 242H113L114 240L109 239V238H106L104 236V234L106 233V226L105 225H103L102 223H98ZM3 227H4V229H3ZM192 228H194V227H192ZM191 230H189L188 232L189 233L191 232L190 234H193L194 236L190 235L187 232L186 233V236H187L188 239H186V241L183 242V248H184V245H185V248L184 249L186 251L185 250L184 251L186 252V254L183 253L182 255L183 256L186 255L185 256L186 258L188 257V259H189L188 260V264H218V263L220 264L221 261H219V260H221L226 255L224 254L223 249H221L219 247L220 245L216 242V239L214 237H212V238L210 237L211 240H209L206 243V245H204L202 241H204V236L205 235H203L202 232L199 233V234L198 233L196 234L195 231H194L195 229H191ZM221 234H224V231ZM225 234H226V232H225ZM86 235H88V236H86ZM173 235L174 234L173 233L171 234V232H168V233L162 235V237L164 239L163 242H168L171 239V236L173 237ZM165 238H166V240H165ZM149 240L151 241V243L153 241V243H152L153 245L156 244L155 243L156 241H158V240H155V239L154 240L151 239V237L147 238V241H149ZM7 242H8V240H7ZM225 242L228 243L229 241L226 240ZM3 244L1 243L0 245H3ZM154 246L157 247V249L159 251H161V252L164 251V248H165L164 245H158V246L157 245H154ZM7 251L8 250L5 249V246L4 247H1L0 246V253H1L0 256H5L6 254H10ZM36 251H38V250H35V253H37ZM4 252H6V253H4ZM61 252H62V250H60V248L58 250L56 249V251L53 254L54 257L52 256V258H54L53 259L54 261L55 260H58V258H59L58 256L61 254ZM164 253H165V251H164ZM222 254H224L225 256L222 255ZM68 256L65 257L64 260H60L59 262L61 264H73V261L75 260L74 257L72 255H70L69 257ZM166 257H168V256H165V258H164L165 261L162 264H164V263L165 264H172V261L170 259L166 258ZM88 258H90V260H88ZM247 260H245L247 262H245L244 264H264V248H263V250L260 249L259 251H258V249H256L255 252L251 253V256H249V258H247ZM11 263H15V262H12L11 261ZM88 264H89V262H88Z\"/></svg>",
    "mask_w": 264,
    "mask_h": 264
}]
</instances>
